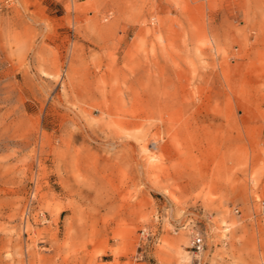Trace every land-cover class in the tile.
I'll return each mask as SVG.
<instances>
[{"label": "rangeland", "instance_id": "obj_1", "mask_svg": "<svg viewBox=\"0 0 264 264\" xmlns=\"http://www.w3.org/2000/svg\"><path fill=\"white\" fill-rule=\"evenodd\" d=\"M0 264H264V0H0Z\"/></svg>", "mask_w": 264, "mask_h": 264}, {"label": "built area", "instance_id": "obj_2", "mask_svg": "<svg viewBox=\"0 0 264 264\" xmlns=\"http://www.w3.org/2000/svg\"><path fill=\"white\" fill-rule=\"evenodd\" d=\"M205 236L201 232H195L192 238V248L194 249L196 255L204 251L205 248Z\"/></svg>", "mask_w": 264, "mask_h": 264}]
</instances>
